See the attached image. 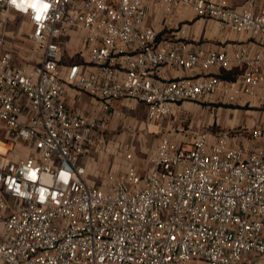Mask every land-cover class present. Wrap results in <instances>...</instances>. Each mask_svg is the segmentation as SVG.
Wrapping results in <instances>:
<instances>
[{
  "label": "built area",
  "instance_id": "built-area-1",
  "mask_svg": "<svg viewBox=\"0 0 264 264\" xmlns=\"http://www.w3.org/2000/svg\"><path fill=\"white\" fill-rule=\"evenodd\" d=\"M146 1L38 0L50 5L38 20L36 9L0 0L3 264H264V121L247 145L221 132L194 131L180 141L165 134L146 164L126 154L123 171L92 183L89 152L104 147L111 101L142 103L156 127L182 103L218 93L225 104L264 108V51L228 55L160 39L145 26ZM159 3L167 15L190 8L264 39V6L253 0L239 8L228 0ZM13 15L32 28L33 51L20 63L8 42ZM70 32L83 33L87 56L65 63ZM165 66L192 76L163 80ZM68 87L103 111L72 109Z\"/></svg>",
  "mask_w": 264,
  "mask_h": 264
},
{
  "label": "rangeland",
  "instance_id": "rangeland-1",
  "mask_svg": "<svg viewBox=\"0 0 264 264\" xmlns=\"http://www.w3.org/2000/svg\"><path fill=\"white\" fill-rule=\"evenodd\" d=\"M7 28L8 42L15 49L17 63L24 62L25 57L33 51L29 40L32 28L27 19L21 15H13ZM83 34L82 32H78ZM79 42L70 41L65 47L64 61L68 63L79 60L76 51L80 49ZM75 94L84 102L97 104V100L75 88ZM210 100V99H209ZM208 102L193 103L186 101L181 104V110L169 121L157 125H149L146 121V107L137 101L125 99L109 102L107 111L108 128L104 133V147L89 152V175L94 185H100L109 172L124 170L127 162L126 154H132L135 164H146L155 154L160 138L173 133V138H191V132L204 130L228 134L247 145L252 139L253 131L264 121V108L253 104H218L214 109H206ZM100 113L103 107L100 106ZM209 129V130H208ZM188 131V132H187ZM184 148H189L188 144Z\"/></svg>",
  "mask_w": 264,
  "mask_h": 264
},
{
  "label": "crops",
  "instance_id": "crops-1",
  "mask_svg": "<svg viewBox=\"0 0 264 264\" xmlns=\"http://www.w3.org/2000/svg\"><path fill=\"white\" fill-rule=\"evenodd\" d=\"M247 1L248 0H228V3L231 7L239 8L245 5ZM253 1L255 2L257 9L264 6V0ZM145 4L149 13L145 26L155 29L159 33L160 39H180L188 42L192 49L203 48L205 50L225 52L228 55H231L241 47H247L253 53L264 51V39L260 36L251 35L249 33H237L230 27H223L215 20L206 17H198L190 8L179 7L174 14L167 15L165 14L163 3L154 5V0H147ZM74 40L79 42L81 47L76 51V54H78L77 58H81V55L79 54L81 51L86 57L87 45L85 43V36L81 33L70 32L68 34L63 43L64 52L66 44ZM75 61H77V59ZM237 72L238 71L236 70L230 76L225 75V77H234ZM158 76L163 80H173L177 78H189L192 74L173 66H165L160 69ZM221 99L222 95L221 93H218L207 101L208 103L205 108L209 110L214 109L220 103L225 104ZM66 102L76 111L86 114H100L101 104L98 101L97 104L89 101L84 102L80 96L77 98L75 90L71 87L67 88ZM237 104L243 105L244 101L239 100ZM167 134L173 138V133L167 132ZM176 140L178 141V139ZM0 264H3L1 260Z\"/></svg>",
  "mask_w": 264,
  "mask_h": 264
},
{
  "label": "clouds",
  "instance_id": "clouds-1",
  "mask_svg": "<svg viewBox=\"0 0 264 264\" xmlns=\"http://www.w3.org/2000/svg\"><path fill=\"white\" fill-rule=\"evenodd\" d=\"M10 4L15 6L18 10L27 12L29 8L37 10V19H41L50 7L49 4H39L38 0H9Z\"/></svg>",
  "mask_w": 264,
  "mask_h": 264
}]
</instances>
